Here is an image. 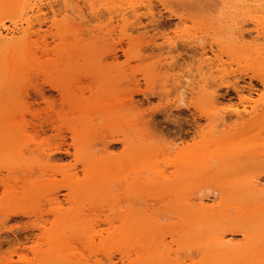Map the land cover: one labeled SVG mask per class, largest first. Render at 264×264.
<instances>
[{
	"label": "rangeland",
	"instance_id": "374dc122",
	"mask_svg": "<svg viewBox=\"0 0 264 264\" xmlns=\"http://www.w3.org/2000/svg\"><path fill=\"white\" fill-rule=\"evenodd\" d=\"M151 1L154 15L141 14L140 24L132 20L123 29L115 16L105 26L101 6L100 18L87 21L89 15L78 18L73 5L64 10L55 0L0 3V22L16 26L13 43L0 48V264H200L204 245L187 241L178 216L187 198L194 205L201 195L216 222L238 220L243 201L264 211V54L248 44L257 31L263 36L256 41L264 42V22L254 11L261 1L218 10ZM178 16L184 23L175 26ZM193 37H201L205 55L187 45ZM199 63L205 80L183 104L176 102L165 74H196ZM235 83L251 87L253 110H243ZM123 138L155 167L122 172L123 178L109 179L108 200L101 195L96 205L73 206L68 185L90 186L118 173L101 166L124 155ZM182 150L189 160L181 177L176 156ZM99 155L103 161L82 163ZM55 197L62 206L56 208ZM130 218L150 228L126 242L120 226ZM216 231L226 233L227 244L244 245L243 233Z\"/></svg>",
	"mask_w": 264,
	"mask_h": 264
},
{
	"label": "bare ground",
	"instance_id": "6f19581e",
	"mask_svg": "<svg viewBox=\"0 0 264 264\" xmlns=\"http://www.w3.org/2000/svg\"><path fill=\"white\" fill-rule=\"evenodd\" d=\"M25 1L26 0H0V3H12V4L18 5V4L25 2ZM55 1L59 2V4L61 5V7H63L64 10H67V5H73V7L71 9H72L73 13L75 14V16L78 18H83V17H86L87 15H89V17H91V18H88L87 21L91 20L94 17L96 19L98 17L100 18V13H103L99 10V6H101V7H103V10H105L104 11L105 16H107V24L105 26H108V24H111V19L113 18V16H115L118 21L122 22L121 27H120L122 29L125 25L129 24L132 20H134L135 22L137 21L138 24H140V15L141 14H146L147 17H150V16H153L155 13V12H153L151 0H101L102 2L100 4H98L97 6H96V4L92 3L91 0H81L80 2H82L85 5V9L87 10V13L84 12V9H83L84 7L82 8V6L79 5L80 4L79 0H55ZM159 1H160V4L164 8L168 7L169 0H159ZM230 1L231 2H224V0H179V2H182V3H192L193 4V3L198 2L197 3L198 5H200L202 7H209L212 10H218L223 5L229 6L230 8H234V9L236 7H239V6H244V5L240 4V1H243V0H230ZM244 1H246V3H245L246 6L254 5L255 2L258 3L257 0H244ZM259 1H261L259 4H257L259 7H255L254 11L258 14L257 18L262 19V20H260V22H264V6H262V5H264V0H259ZM48 4H49L48 7L51 8L52 5L50 3H48ZM177 19H178V21L176 22L175 26H178L181 23H184L183 17L178 16ZM220 22H224V23L226 22L227 23V20L223 19ZM113 29L115 30V28H113ZM15 31H16V26L13 25L12 27H9V26H6L3 22H0V48L2 46H9V45H11V43H13L12 34ZM77 31H78V29H77ZM109 32H111V30ZM257 32L258 33L252 39H250L248 44L254 45L253 49L255 50V53L264 54V42L261 43L260 41L259 42L256 41L257 38H260L263 35L261 34V32H259V31H257ZM236 38L237 39L242 38V34H241V36H239V35L236 36ZM200 41H201V37H193V39L187 40L186 43L188 46H190L192 49H194V51H199L200 55H205L206 54L205 46ZM171 43H172V41L168 42L169 45ZM211 45H212V43L209 44L210 49H211ZM200 63H201V61H200ZM200 63L196 68L197 69L196 74H191L189 72V70H187V72L184 71L183 74H165V79L171 80V83L174 85L173 90H174L175 94L177 95V99H176L177 101L175 100L176 102H178V103L180 102L181 104H183L184 100H185L184 98L186 97V95L191 94V92H193L194 88L198 87L199 81L203 82L205 80V77L200 74L203 71V67L201 66ZM203 63L206 64V61L203 60ZM207 64H208V62H207ZM173 68H175V67H173ZM260 80H261V84L264 86V78L260 77ZM68 83H69V81H68ZM232 87H233V90H234L239 102L243 106V110L246 111V106L250 107L251 110H253L256 100H252V91H251L252 89H251V87H249L247 89V88H245V86L238 85L236 83L232 84ZM201 90L202 91L205 90L204 85L201 87ZM211 90H213V89L211 88ZM206 93L209 94V91H207ZM214 98H215V96H214ZM214 98L211 100V102L213 100H216ZM259 99L264 100V94L260 95ZM43 100H46V98ZM46 101H49V100L47 99ZM217 101H218V99L214 103H216ZM50 102H48V103H50ZM212 104H213V102H212ZM51 107H52V105H51ZM120 107H122V105ZM123 108H124V105H123ZM219 110L220 109L216 108L215 106H212V113L213 114H216V115L220 114ZM221 112H224V111L221 110ZM233 112L235 115H240V113L237 109L233 110ZM102 114H100V116ZM221 114L219 115V118L223 121V118L220 117ZM206 115H207V113H206ZM217 117H218V115H217ZM221 120H219V121L221 122ZM46 126H48V125H46ZM43 129H45V128H43ZM38 131H41V130L38 129ZM64 139H65V137H64ZM62 141H64V140H62ZM75 141H76V139L74 138L73 139V146L74 147H75ZM126 141H127V138L126 139L123 138L122 144H124V152H125L124 155L116 157V158H107L105 161L107 163V165L103 164L101 166V169H104V168L108 169V168H111V166H113L112 168L117 170L118 173L113 174V175L109 176L108 178H104L100 181L97 180L93 185H90V186H77L78 185L77 182L72 183V184L67 186L69 193H71V195L74 198L72 200L73 202L71 203L73 206L74 205H86V204L89 206L96 205V204H98L97 198L100 197L101 195L103 196L104 199L108 200L110 198V196L112 195L111 194V190H112L111 188L112 187L110 188V185H111V183H112V186L114 184L113 182L110 183L109 179H111V178H123V177L118 176V174H120L122 172H126V173L128 171L129 172L130 171L131 172H138V169L143 168L144 166H148V165H151L150 167H152V168L155 167L154 164H152V162L150 161L151 159L149 156H144V157H142L143 159H141V155L139 153L138 147H135L136 145H134L132 143H126ZM62 144H63V142H62ZM60 146L61 145H59V147ZM184 147L186 148L187 146H184ZM91 148H93V147H91ZM77 149L81 150V147L79 146V147H77ZM133 149L137 150V152H135ZM160 150H161V148H160ZM172 151H173V149H172ZM105 154H107V153H105ZM188 158H189V153H187L186 150L180 151L176 156V162H177V164H179L178 167H179V171L181 173L180 174L181 177L184 176V174L187 172V166H188V160H189ZM96 161H103L102 156L99 155L96 157L82 158V163L84 164L85 167H89V165H92ZM251 189L252 188H250V187L244 188V192H243L244 199L251 194ZM198 193H200V192L198 191L197 194ZM55 195L57 196V194H55ZM81 195H83L84 197L86 196L87 198L86 197L85 198H79V196L81 197ZM69 196H70V194L67 195V198ZM200 196L198 198H196V199H198V202L194 205H189V199L190 198H187V200L184 198L186 200V202L182 203V206L180 207V210L178 213L180 220L187 227V231H186L187 241L189 243H198V244H200L199 246L204 245V247L201 249L202 260H201L200 264H264V211L263 212L257 211L259 205H256V204L249 205L246 201H243L242 206L237 205V207L240 208V210H241L239 215H237L240 217L238 220L233 221V220H228V218H225L222 220H218L216 222V218H214V217H216L217 214H215V212L212 211V209H211L212 205L207 204V202H205V200L203 198H200ZM209 197H210V195H209ZM194 199H195V197H194ZM210 199L214 200V198H210ZM98 200H100V198ZM132 200L134 201L133 204H135V201H137L139 199L136 200V197H135V199L129 200L130 201L129 203H131ZM152 200H154V199H152ZM179 200H181V197H177V201H179ZM206 200H207V197H206ZM59 201L57 200L56 197L54 198L53 202H54V205H56V208L59 207V205L62 206V204H60L61 201L60 202ZM193 201H195V200H193ZM69 202H70V200H69ZM116 203H117V201H116ZM123 203L124 202L122 201V204ZM111 204H113V203L110 202V205ZM122 204H120V207ZM133 204L132 205L129 204V205L132 207ZM110 205H108V212L111 210V213L113 214V211H112L113 209L111 207H109ZM125 205L126 204H124V206ZM120 207H118V209ZM111 213H108V214H111ZM121 221H122V219H121ZM212 221H213V223L215 222L214 223L215 225L212 226L213 228H210V229H212L214 231H216L218 229L217 231L220 232V229H221L224 231L230 230V232L239 231V234H240V232L243 233L245 235V241L243 243L244 245L242 244L243 246L241 248H238V247L233 245V242H232V244L230 242H229L230 244H227L226 243L227 241L224 240V238H226V236H225L226 233L225 234L220 233L218 235L215 233L212 234L214 231H212V233H210L211 230L208 228L210 227V224L212 223ZM149 228H150V223L148 221L139 220V219L134 220V219L130 218V219H126L122 223V225L120 226V235L123 239L125 238L126 242L127 241L140 240L141 237L145 236L149 232ZM76 238H78V237H76ZM232 238L234 239V237H232ZM233 239H232V241H233ZM237 245H239V243H237ZM120 255H121V258L127 256L128 250L124 249L120 253ZM22 256L23 255L18 254V259H21ZM24 258L25 257H23V259ZM187 260H189V259H187ZM5 264H6V262H5ZM153 264H155V262ZM193 264H196V263L194 262Z\"/></svg>",
	"mask_w": 264,
	"mask_h": 264
}]
</instances>
